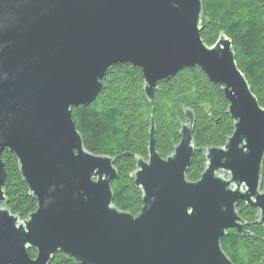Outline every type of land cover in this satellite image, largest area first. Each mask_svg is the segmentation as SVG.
Listing matches in <instances>:
<instances>
[{"label":"water","instance_id":"1","mask_svg":"<svg viewBox=\"0 0 264 264\" xmlns=\"http://www.w3.org/2000/svg\"><path fill=\"white\" fill-rule=\"evenodd\" d=\"M202 18L201 0H0V264H49L56 253L80 264H233L221 240L242 234L237 207L256 209L264 228V109L231 42L203 43ZM121 64L141 70L148 101L160 82L200 68L222 87L233 121L223 147L197 149L184 110L181 140L161 158L151 119L148 156L135 159L137 216L113 205L114 162L85 148L71 118ZM3 152L37 202L24 221L5 207ZM195 152L205 168L192 183Z\"/></svg>","mask_w":264,"mask_h":264},{"label":"trees","instance_id":"2","mask_svg":"<svg viewBox=\"0 0 264 264\" xmlns=\"http://www.w3.org/2000/svg\"><path fill=\"white\" fill-rule=\"evenodd\" d=\"M201 2V40L209 48L221 36L231 42L236 65L258 105L264 109V0ZM143 85L139 68L130 64L111 66L95 100L86 108L71 110L85 148L114 162L118 178L110 183L113 205L133 216L142 208V194L133 180L135 159L148 156L151 119L156 130L155 150L161 158L171 155L181 140L184 110L195 116L193 142L197 149L221 148L233 132L222 87L209 82L200 68L181 70L167 82H160L151 101L146 99ZM1 161L6 173L5 207L24 221L36 211L37 202L20 176L16 157L3 152ZM204 168V153L195 152L187 180L197 182ZM261 186L264 191V161ZM237 211L242 219V234L228 230L221 248L233 264H262L264 228L257 223V210L240 204ZM27 253L29 258L36 259L35 250L28 249ZM49 264L80 263L66 254L56 253Z\"/></svg>","mask_w":264,"mask_h":264}]
</instances>
